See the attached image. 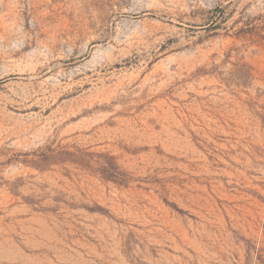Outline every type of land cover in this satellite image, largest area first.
Here are the masks:
<instances>
[{"label":"rangeland","instance_id":"1","mask_svg":"<svg viewBox=\"0 0 264 264\" xmlns=\"http://www.w3.org/2000/svg\"><path fill=\"white\" fill-rule=\"evenodd\" d=\"M0 264H264V0H0Z\"/></svg>","mask_w":264,"mask_h":264}]
</instances>
